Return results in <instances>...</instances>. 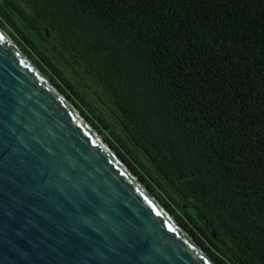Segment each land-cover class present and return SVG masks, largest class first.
Listing matches in <instances>:
<instances>
[{"label":"trees","instance_id":"1","mask_svg":"<svg viewBox=\"0 0 264 264\" xmlns=\"http://www.w3.org/2000/svg\"><path fill=\"white\" fill-rule=\"evenodd\" d=\"M0 26L217 264H264V0H0Z\"/></svg>","mask_w":264,"mask_h":264},{"label":"water","instance_id":"2","mask_svg":"<svg viewBox=\"0 0 264 264\" xmlns=\"http://www.w3.org/2000/svg\"><path fill=\"white\" fill-rule=\"evenodd\" d=\"M0 264H217L1 26Z\"/></svg>","mask_w":264,"mask_h":264}]
</instances>
